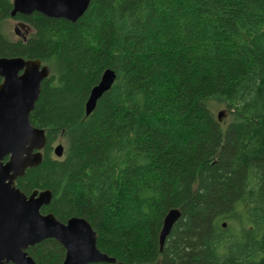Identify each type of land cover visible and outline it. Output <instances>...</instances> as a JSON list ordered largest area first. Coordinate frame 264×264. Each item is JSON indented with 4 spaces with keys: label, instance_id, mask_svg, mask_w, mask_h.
Listing matches in <instances>:
<instances>
[{
    "label": "trees",
    "instance_id": "obj_1",
    "mask_svg": "<svg viewBox=\"0 0 264 264\" xmlns=\"http://www.w3.org/2000/svg\"><path fill=\"white\" fill-rule=\"evenodd\" d=\"M12 9L0 0V57L51 69L31 113L43 159L16 185L52 191L43 213L93 225L117 263L89 264H264V0H93L75 22ZM10 18L30 36L5 34ZM108 68L117 79L88 115ZM28 252L62 264L66 249L48 238Z\"/></svg>",
    "mask_w": 264,
    "mask_h": 264
},
{
    "label": "water",
    "instance_id": "obj_2",
    "mask_svg": "<svg viewBox=\"0 0 264 264\" xmlns=\"http://www.w3.org/2000/svg\"><path fill=\"white\" fill-rule=\"evenodd\" d=\"M93 0H13L11 16L18 13L40 12L54 18L75 22L89 8ZM15 31L23 36L17 26ZM51 69L38 58L23 56L0 57V264H39L28 249L54 238L66 249L62 264L117 263L115 257L98 247V233L84 217L73 216L66 222L54 213H43L42 207L50 204V189L23 192L16 180L28 168L42 162L46 145V132L31 122V113L39 99L42 83ZM117 73L108 68L90 93L86 104L89 115L99 98L114 85ZM224 112L218 116L222 118ZM64 145L54 147L58 157L64 155ZM181 211L171 209L160 233L161 250ZM226 226V222L223 223ZM118 264H126L118 262Z\"/></svg>",
    "mask_w": 264,
    "mask_h": 264
},
{
    "label": "rangeland",
    "instance_id": "obj_3",
    "mask_svg": "<svg viewBox=\"0 0 264 264\" xmlns=\"http://www.w3.org/2000/svg\"><path fill=\"white\" fill-rule=\"evenodd\" d=\"M19 27L21 32L23 33V36H30L31 32H32V28L24 21L15 19V18H10L7 21H5L3 23V32L5 34H8V36L13 39V40H18L23 38L22 36L18 35L15 31L16 27ZM223 111L224 114L221 118V122L226 125L232 118L233 116L229 113V111L227 110V108L225 107L224 104H219V105H215L213 106V112L216 116H218L219 112ZM58 144H62L64 145V153L66 151L67 145H66V140L64 138H60L55 144L54 147ZM55 157L56 154L54 153ZM63 157V156H62Z\"/></svg>",
    "mask_w": 264,
    "mask_h": 264
},
{
    "label": "flooded vegetation",
    "instance_id": "obj_4",
    "mask_svg": "<svg viewBox=\"0 0 264 264\" xmlns=\"http://www.w3.org/2000/svg\"><path fill=\"white\" fill-rule=\"evenodd\" d=\"M27 38V37H26ZM17 181V180H16ZM30 195V194H29Z\"/></svg>",
    "mask_w": 264,
    "mask_h": 264
}]
</instances>
